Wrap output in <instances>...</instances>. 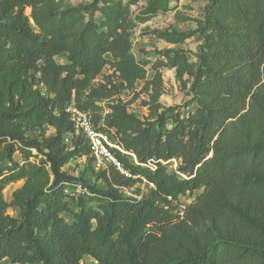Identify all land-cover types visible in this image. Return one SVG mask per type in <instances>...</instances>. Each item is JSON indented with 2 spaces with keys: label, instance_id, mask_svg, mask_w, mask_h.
Segmentation results:
<instances>
[{
  "label": "trees",
  "instance_id": "obj_1",
  "mask_svg": "<svg viewBox=\"0 0 264 264\" xmlns=\"http://www.w3.org/2000/svg\"><path fill=\"white\" fill-rule=\"evenodd\" d=\"M158 1L149 4L157 9ZM83 13L89 18L78 28ZM121 14L115 0H0V263L84 264L89 256L97 264H264V0H209L195 59L166 54L190 78L187 109L160 102L163 74L148 77ZM168 35L175 44L188 37ZM108 64L120 84L105 76L94 86ZM138 81L148 96L145 118L111 101ZM70 105L134 154L116 152L130 176L102 169L101 190L64 169L91 155L74 134ZM173 159L178 166L169 169ZM133 176L153 187L127 194ZM20 180L7 200L5 188ZM74 182L90 194H67ZM196 191L183 215L175 213L171 203ZM208 222L213 236L202 230Z\"/></svg>",
  "mask_w": 264,
  "mask_h": 264
},
{
  "label": "rangeland",
  "instance_id": "obj_2",
  "mask_svg": "<svg viewBox=\"0 0 264 264\" xmlns=\"http://www.w3.org/2000/svg\"><path fill=\"white\" fill-rule=\"evenodd\" d=\"M94 0H63L64 6H78L80 4H90ZM121 4L123 14L121 17L126 16L132 23V52L136 59L139 61L147 62L148 77L151 78L153 73L159 69L163 74V93L160 97V102L165 105H180L182 108H189L187 104L191 98L190 92V78L185 73L178 72L177 67L170 66L166 54L169 50H179L185 52L190 60L195 59V54L201 44L199 33L196 31L198 21L203 18L204 8L209 0H169L167 5L157 0L158 8L155 9L150 6L151 0H115ZM101 5L106 3L101 2ZM26 13H31V8H26ZM89 13H83L80 16L78 28L88 20ZM96 18L99 22L102 20L100 11L96 12ZM183 32L188 34V37L183 43L175 44L170 41V33ZM174 54V53H171ZM58 62H66L63 55L57 56ZM164 62L161 65L159 62ZM166 62V63H165ZM115 73L113 67L109 64L104 69L103 73L96 78L92 84L98 85L104 81L105 76L110 79V82L120 84V80ZM143 81H138L133 88L120 87L116 93L111 97V101L120 100L127 105L129 111L135 113L140 118H145L149 114L148 106L143 102L148 100V96L143 91ZM139 93V95H138ZM109 99L104 100L107 104ZM92 115V114H91ZM102 125L100 120L99 125ZM55 130L48 127L47 133L52 134ZM113 138V134H109ZM16 159H20V155L16 154ZM169 169H176L178 161L173 159L169 161ZM64 169L74 178L82 179L90 186L98 189H105L107 181L103 175V170L98 169L94 165V160L91 155L86 154L72 158L64 167ZM134 184L131 187H124L126 193L131 196H141L150 191L153 187L145 178L133 176ZM23 181H18L8 185L4 190V195L7 200L11 199L12 193L15 189L20 187ZM194 193H186L181 195L177 201L171 203L174 212L183 215V210L191 203L194 198ZM75 208V207H74ZM8 213L16 215L17 212L14 208L10 207ZM68 218V216H67ZM260 221L264 224V210L259 214ZM202 230L206 235L213 236L217 233L209 222L202 226ZM84 264H97V262L86 256L83 258ZM0 264H14L9 259H3Z\"/></svg>",
  "mask_w": 264,
  "mask_h": 264
},
{
  "label": "built area",
  "instance_id": "obj_3",
  "mask_svg": "<svg viewBox=\"0 0 264 264\" xmlns=\"http://www.w3.org/2000/svg\"><path fill=\"white\" fill-rule=\"evenodd\" d=\"M67 112L74 126V134L80 135L87 140L95 166L98 169L107 171L113 167L123 174L130 176L131 174L124 169L116 152L119 151L122 154H130L133 156L134 154L124 149L123 146L114 141L112 137H109L108 132L100 130L89 112L80 109L76 105H70L67 108ZM71 136L72 134H68L65 138V142L69 143ZM65 192L75 197L90 194L89 188L81 182H74L67 185ZM127 194L130 195V193Z\"/></svg>",
  "mask_w": 264,
  "mask_h": 264
}]
</instances>
